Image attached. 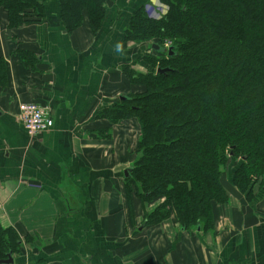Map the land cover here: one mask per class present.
Returning a JSON list of instances; mask_svg holds the SVG:
<instances>
[{"label": "crops", "instance_id": "0c3cea01", "mask_svg": "<svg viewBox=\"0 0 264 264\" xmlns=\"http://www.w3.org/2000/svg\"><path fill=\"white\" fill-rule=\"evenodd\" d=\"M148 1H110L94 32L87 20L68 31L59 0H46L38 21L14 27L0 9L7 75L0 86V223L23 239L13 264H264L259 184L248 197L224 178L229 199L214 205L205 231L184 229L173 216L142 224L157 201L143 206L134 198L129 220L124 170L136 158L140 125L101 112L132 91L124 66L144 64L149 44L126 39V30ZM21 102L46 106L53 126L29 135L18 118Z\"/></svg>", "mask_w": 264, "mask_h": 264}, {"label": "trees", "instance_id": "16d2710c", "mask_svg": "<svg viewBox=\"0 0 264 264\" xmlns=\"http://www.w3.org/2000/svg\"><path fill=\"white\" fill-rule=\"evenodd\" d=\"M45 1L0 0V9L14 27L41 19ZM110 1L59 0L64 26L72 31L87 20L97 31ZM159 1L168 9L157 18L146 4L133 11L126 39L174 53L144 54L145 72L124 66L134 91L101 115L135 117L140 125L125 177L130 222L136 198L143 206L157 201L143 211L144 225L173 216L184 229L205 231L214 205L229 199L224 178L248 197L256 184L264 189V0ZM6 83L0 54V86ZM22 242L0 223V259L19 253Z\"/></svg>", "mask_w": 264, "mask_h": 264}, {"label": "built area", "instance_id": "2783aa9c", "mask_svg": "<svg viewBox=\"0 0 264 264\" xmlns=\"http://www.w3.org/2000/svg\"><path fill=\"white\" fill-rule=\"evenodd\" d=\"M146 9L151 16L156 18L167 11L166 6L159 0L148 2ZM18 118L23 122L26 131L31 136L49 130L54 124L47 107L36 102H21Z\"/></svg>", "mask_w": 264, "mask_h": 264}, {"label": "water", "instance_id": "95a60500", "mask_svg": "<svg viewBox=\"0 0 264 264\" xmlns=\"http://www.w3.org/2000/svg\"><path fill=\"white\" fill-rule=\"evenodd\" d=\"M150 47L153 50H156L158 52H165V51H167L168 55H172L174 53L173 46H169L168 48H166V47L161 46V45H159L157 43H153V44H151ZM170 69H171L170 67H158L157 71L158 72H166V71H168ZM128 98H129V96L126 95V94L120 95V99H122V100H126ZM131 170H132L131 167L126 168L124 170V176L125 177H128L130 175ZM13 263H14V257H13V254L12 253H8L7 258L0 259V264H13Z\"/></svg>", "mask_w": 264, "mask_h": 264}, {"label": "rangeland", "instance_id": "374dc122", "mask_svg": "<svg viewBox=\"0 0 264 264\" xmlns=\"http://www.w3.org/2000/svg\"><path fill=\"white\" fill-rule=\"evenodd\" d=\"M163 3V2H162ZM165 6H166V8L168 9V7H167V4H165V3H163ZM147 47H148V49H149V52H148V54H151V55H154V56H157V54H155L154 52V50L150 47V44L149 45H147ZM143 57V56H142ZM142 61H143V63L144 64H133V66H135L136 68H137V70H141V71H143V72H145L146 71V68H147V66H149L150 64H149V62L148 61H146L145 59H144V57L142 58ZM132 91H134V88H132ZM132 91H130V92H132ZM158 202H159V200H158ZM154 203V202H153ZM150 210H147L146 212L148 213ZM143 214H144V212H143ZM143 219V218H142ZM143 222V221H142ZM176 223H178V222H176ZM141 224V223H140ZM179 225V224H178ZM22 251V250H21Z\"/></svg>", "mask_w": 264, "mask_h": 264}]
</instances>
